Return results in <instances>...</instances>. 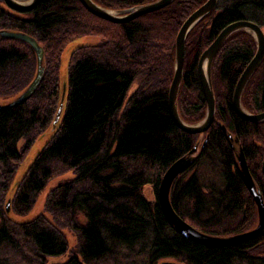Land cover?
<instances>
[{"label":"trees","instance_id":"obj_1","mask_svg":"<svg viewBox=\"0 0 264 264\" xmlns=\"http://www.w3.org/2000/svg\"><path fill=\"white\" fill-rule=\"evenodd\" d=\"M92 1L125 11L157 0ZM205 2L173 0L156 12L112 24L89 14L78 0H41L17 16L8 14L0 1V30L33 37L43 49L45 66L33 97L0 111V264L62 259L69 253L58 225L62 219L78 241L76 254L64 264H264V229L245 243L209 249L177 234L157 203L166 169L207 138L194 164L174 183L171 206L182 220L210 236L252 229L254 203L239 176L228 134L238 141L264 201V121L245 122L232 110L236 83L255 53L249 34H232L214 56L210 80L216 113L206 134L180 131L168 114L175 39L183 22ZM239 21L264 28V0H217L215 9L188 34L177 96L186 124L205 116L197 76L201 53L226 26ZM82 37L100 42L72 53L60 125L28 167L11 202L12 214L24 217L44 196L49 217L11 223L2 203L19 167L52 124L63 51ZM34 62L25 44L0 42V103L27 86ZM134 83L137 88L128 96ZM241 105L250 114L264 112V56L243 89ZM69 172L71 179L47 190L56 176ZM147 186L152 187L151 201L143 194Z\"/></svg>","mask_w":264,"mask_h":264},{"label":"water","instance_id":"obj_2","mask_svg":"<svg viewBox=\"0 0 264 264\" xmlns=\"http://www.w3.org/2000/svg\"><path fill=\"white\" fill-rule=\"evenodd\" d=\"M0 1L2 2L4 9L11 16H17L20 14L28 13L41 2V0H27V1L0 0ZM78 1L89 14L112 24H123L130 22L140 16L161 10L169 6L173 2V0H157L153 3L138 6L130 10L112 11L101 8L100 6L95 4L92 0H78ZM216 4H217V0H206V2L201 7H199L196 11H194L183 22L175 39L173 77L169 86L168 96H167L168 114L170 119L176 126V128L189 135H204L208 132L210 127L215 122V113H216L215 100H214V94L210 80L211 64L214 59V56L216 55L217 51L222 46V44L226 41L227 38H229L232 34L236 32H244L246 34H249L253 38L255 43V53L252 59L250 60V62L248 63V65L241 73L236 83L232 95V110L234 111V113L238 118H240L245 122L257 124L264 121V112H261L259 114H250L247 111H245L241 105V95L243 89L247 84V82L249 81V79L254 74L255 70L262 63L264 56V28H261L258 25L249 21H239L226 26L213 40V42L209 45V47L201 53L198 59L197 76H198L200 91L206 106L205 116L202 119V121H200L197 124L189 125L183 122L179 116L177 109V96L183 76L185 40L188 34L191 32V30L199 23V21H201L205 16L210 14L215 9ZM10 40L23 43L32 51L35 57V71L32 76V79L24 89H22L13 98L0 103V111L19 107L23 105L26 101H28L38 89L45 74L44 52L41 46L37 43V41L33 37L21 32L6 31V30L0 31V42L10 41ZM80 47H82V45L76 47L70 53V57L72 53ZM59 82H60L59 96H58L59 107L55 113L52 124L47 130V133L42 135L39 140L45 137L50 138L56 132L57 128L60 125L65 110V109L63 110V103L67 98V68L63 72H61V70L59 69ZM228 138L230 141V147L233 151L236 160L239 176L246 191L248 192L249 196L252 198L254 203L256 224L252 229L228 237L210 236L191 227L187 222L182 220L175 213V211L171 206L170 193L174 183L176 182V180L180 175L185 173L194 164L195 160L199 155L200 150L205 145L207 138L204 139L201 146L199 145L201 139H199L197 144L191 149L190 152H188L185 156L181 157L180 159L172 163L162 175L157 188V197H156L157 203L159 205L162 214L166 218L169 225L174 229V231L177 234L181 235L182 237L186 238L187 240L192 241L196 244H199L209 249L226 248V247L236 246L245 243L247 241L256 238L264 229V201L262 195L249 173V169L243 151L241 150L238 141L235 138H233L231 134H228ZM42 148L43 147L35 151L33 154H31L30 151L26 160L19 167V168L24 167L25 168L24 171L21 173V175L18 178H17L18 171L16 173V176L13 180L10 190L6 196L5 206L3 209L5 216L10 221H12L10 219V215L14 216L11 212V202L15 193V189L18 186L21 179L23 178L24 174L26 173L28 167L31 165V163L33 162V160L35 159V157ZM260 171L264 179V160L261 163ZM32 219L21 222H16V221L15 222L12 221V222H14L15 224H22ZM60 232L64 235L63 231ZM60 260L62 259H58V262ZM160 264H181V263L174 261H163Z\"/></svg>","mask_w":264,"mask_h":264},{"label":"rangeland","instance_id":"obj_3","mask_svg":"<svg viewBox=\"0 0 264 264\" xmlns=\"http://www.w3.org/2000/svg\"><path fill=\"white\" fill-rule=\"evenodd\" d=\"M2 8L4 9V6H2ZM100 42V39L99 38H96V37H82V38H78L74 41H72L71 43H69L66 48L64 49L63 51V54H62V58H61V67H60V70L61 72H63L64 70H66L67 68V64H68V61H69V57H70V53L76 48V47H79V46H90V45H96ZM9 78V77H8ZM137 88V84L134 83L129 92H128V96L131 95L134 90ZM22 89H20L18 92H20ZM18 92H16L15 94H17ZM50 138L49 137H45L41 140H39L37 142L36 145H34L31 149V154H33L35 151L39 150L41 147H43V145H45L46 142H48ZM23 145V143L21 144V146ZM24 167H21L19 168L18 170V173H17V178L21 175V173L24 171ZM72 178V173L69 172V173H66V174H61L59 176H56L52 182L49 184L47 190L49 189H52L58 185H61L63 182H66L68 181L69 179ZM143 194H144V197L151 201L152 198H153V191H152V187L151 186H147L143 189ZM5 201H6V197L4 198V201L2 203V207L4 209V206H5ZM43 202H44V196L42 198L39 199V201L37 202L34 210L28 214V216H24V217H14V216H11L10 215V219L12 221H16V222H21V221H26V220H29V219H32L34 218L35 216H38V215H44L46 217H49L45 210H44V206H43ZM8 219V218H7ZM9 220V219H8ZM10 221V220H9ZM10 221L11 223H14ZM59 222V221H58ZM58 224V223H57ZM59 225V229L61 231L64 232V238L66 239L67 241V244L69 245V253H67L63 258L62 260H60L58 262L57 259L55 260H46V263L45 264H56V263H59V264H64L66 263V261L68 260V258L70 256H73V254L75 255L76 254V248H77V245H78V241H77V238H76V235L72 232V230H70L68 224L66 223V221H64V219L61 220V222L58 224ZM57 225V226H58ZM54 261V262H53ZM166 261H172V260H166ZM161 263V262H160ZM159 263V264H160Z\"/></svg>","mask_w":264,"mask_h":264},{"label":"bare ground","instance_id":"obj_4","mask_svg":"<svg viewBox=\"0 0 264 264\" xmlns=\"http://www.w3.org/2000/svg\"><path fill=\"white\" fill-rule=\"evenodd\" d=\"M0 31H3V30H0ZM6 31H13V30H6ZM14 32H20V31H14ZM22 33V32H21ZM34 59H35V57H34ZM34 65H35V62H34ZM19 93V92H18ZM17 93V94H18ZM16 94V95H17ZM16 95H14V96H16ZM33 97V95L31 96V98ZM30 98V99H31ZM27 102V101H26ZM58 107H59V100H57V103H56V111H57V109H58ZM64 109H66V100L64 101V103H63V110ZM56 113V112H55ZM190 225V224H189ZM191 226V225H190ZM192 227V226H191ZM194 228V227H193ZM195 229V228H194ZM235 235H237V234H235ZM233 236V235H232Z\"/></svg>","mask_w":264,"mask_h":264}]
</instances>
